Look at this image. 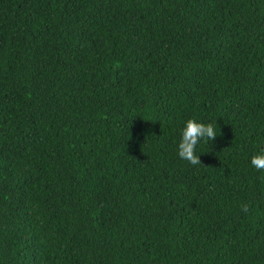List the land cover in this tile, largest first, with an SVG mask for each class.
<instances>
[{
  "label": "trees",
  "instance_id": "obj_1",
  "mask_svg": "<svg viewBox=\"0 0 264 264\" xmlns=\"http://www.w3.org/2000/svg\"><path fill=\"white\" fill-rule=\"evenodd\" d=\"M262 150L264 0H0V264H264Z\"/></svg>",
  "mask_w": 264,
  "mask_h": 264
},
{
  "label": "clouds",
  "instance_id": "obj_2",
  "mask_svg": "<svg viewBox=\"0 0 264 264\" xmlns=\"http://www.w3.org/2000/svg\"><path fill=\"white\" fill-rule=\"evenodd\" d=\"M179 135L176 154L191 165L200 163L197 149L202 147L204 142L212 143L218 137L217 129L212 123H204L196 119L184 121ZM250 166L257 170H264V150L250 157Z\"/></svg>",
  "mask_w": 264,
  "mask_h": 264
}]
</instances>
